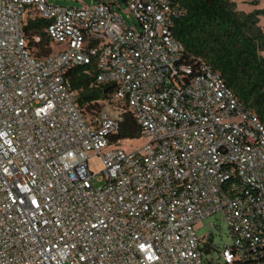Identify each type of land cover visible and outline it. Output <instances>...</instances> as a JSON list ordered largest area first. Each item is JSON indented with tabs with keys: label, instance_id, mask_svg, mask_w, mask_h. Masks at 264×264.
I'll return each mask as SVG.
<instances>
[{
	"label": "built area",
	"instance_id": "built-area-1",
	"mask_svg": "<svg viewBox=\"0 0 264 264\" xmlns=\"http://www.w3.org/2000/svg\"><path fill=\"white\" fill-rule=\"evenodd\" d=\"M124 2L134 26L117 0H0V264H205L214 214L232 238L217 258L264 264V123L186 53L171 0ZM26 12L54 52L29 43ZM89 65L140 145L115 138L121 112L85 114L69 73Z\"/></svg>",
	"mask_w": 264,
	"mask_h": 264
},
{
	"label": "trees",
	"instance_id": "trees-1",
	"mask_svg": "<svg viewBox=\"0 0 264 264\" xmlns=\"http://www.w3.org/2000/svg\"><path fill=\"white\" fill-rule=\"evenodd\" d=\"M181 11L173 23L174 35L182 42L188 55L200 57L219 71L227 85L246 107L253 109L264 123V30L259 16L264 7L245 12L232 0H171ZM40 18L29 20L25 26L29 43L38 35L37 54L50 53L49 40ZM95 67L77 66L69 79L78 93V102L89 112L100 111L98 100L109 99L114 89L110 84L94 82ZM140 126L130 112H122L116 139H137Z\"/></svg>",
	"mask_w": 264,
	"mask_h": 264
},
{
	"label": "rangeland",
	"instance_id": "rangeland-1",
	"mask_svg": "<svg viewBox=\"0 0 264 264\" xmlns=\"http://www.w3.org/2000/svg\"><path fill=\"white\" fill-rule=\"evenodd\" d=\"M51 2L55 4H61V5H67V6H86V5H92L97 2V0H50ZM237 3V8L245 11L250 12L255 9H261L264 7V0H232ZM114 10L122 17L124 18L127 23L131 26H134L137 24L136 18L133 16L132 13H130L126 9V3L124 0H117V4L113 6ZM32 16V14L26 12L23 16L24 23L27 25L29 22V18ZM259 26L264 30V15L259 16ZM49 52H54L53 48H50ZM261 55L264 56V50L261 51ZM110 99V98H109ZM109 99H101L99 102L100 108H111L114 111L124 112L126 109L121 107V105L114 101H108ZM87 115L89 112L86 110ZM142 143V139L137 138L132 141H127L123 143L125 146H138ZM199 228L196 230V234L198 236H202L205 234H208V240L205 244H203L202 247H204V250L209 246L210 241L212 242V249L210 254L207 255V252L204 251L203 253V259L205 264H224L220 259L217 258V248L222 245H230L231 244V236L228 232V226L226 223V220L223 216L219 214H214L207 216L203 218L199 223ZM212 262L209 263V260Z\"/></svg>",
	"mask_w": 264,
	"mask_h": 264
}]
</instances>
